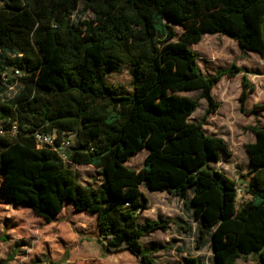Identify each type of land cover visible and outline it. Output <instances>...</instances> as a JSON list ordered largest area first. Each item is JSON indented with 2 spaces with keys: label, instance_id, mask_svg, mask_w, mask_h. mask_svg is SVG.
Returning <instances> with one entry per match:
<instances>
[{
  "label": "trees",
  "instance_id": "1",
  "mask_svg": "<svg viewBox=\"0 0 264 264\" xmlns=\"http://www.w3.org/2000/svg\"><path fill=\"white\" fill-rule=\"evenodd\" d=\"M80 8L93 18L72 19ZM173 25L184 29L177 50L166 48L177 36ZM218 34L264 59V0H0V85L6 77L0 98L14 86L7 68L21 72L13 98L0 99L3 195L47 222L69 201L76 212L96 214L97 241L105 252L127 251L139 264H157L141 239L166 231L169 223L139 225L148 203L141 187L165 192L201 216L199 242L210 233L215 264L249 256L264 264V129L250 128L255 139L245 145L252 167L248 200L237 208L236 184L210 166L228 152L222 139L206 135L201 126L172 134L150 123L161 112L155 97L174 88L178 74L185 72L184 86L201 88V98L212 105L214 84L239 72L232 66L201 76L196 53L187 46ZM121 64L130 66L131 93L115 94L106 85ZM249 89L243 78L241 102ZM168 99L162 107L170 114L165 122H172L176 109ZM36 132L56 133V145L68 141L66 160L98 169L105 193L80 183L51 146L38 148ZM192 137L200 139L203 161L189 167L197 155L189 151ZM143 149L148 150L143 168L126 167ZM185 264L199 262L189 258Z\"/></svg>",
  "mask_w": 264,
  "mask_h": 264
},
{
  "label": "rangeland",
  "instance_id": "2",
  "mask_svg": "<svg viewBox=\"0 0 264 264\" xmlns=\"http://www.w3.org/2000/svg\"><path fill=\"white\" fill-rule=\"evenodd\" d=\"M79 18L91 20L93 16L80 8L72 16L75 20ZM172 27L177 36L166 43V48L177 50L182 47L178 37L184 29L180 25ZM187 48L196 53L197 67L203 79L232 66L238 68L239 72L232 77L223 76L214 84L212 105L201 98V88L184 86L185 72L178 74L174 77L176 86L166 87L165 96L155 97L154 104L161 112L157 116L150 114L151 127H162L172 134H178L201 126L206 135L222 139L228 146V152L221 153L219 161L210 162V166L240 189V195L236 197L239 208L248 200L246 185L252 167L245 145L255 139L250 128L264 129V59L254 52L242 51L236 41L219 34L205 35L198 44ZM6 57L13 59L12 55ZM175 69L178 70L177 67ZM6 73L14 86L7 89L0 99L10 101L20 85L18 79L21 75L15 74L11 68H7ZM243 78L248 81L250 89L247 99L241 102ZM105 82L115 94L131 93L130 66L119 65L108 74ZM5 83V78H2L0 86L3 87ZM168 98L176 112L171 114L173 121L167 123L165 120L170 114L164 113L162 103ZM148 100L151 106L152 97ZM182 117L185 119L182 120ZM199 142L200 139L197 142L190 138L189 151L197 155L191 158L189 167L203 161ZM70 147L58 152L63 155L70 151ZM147 154L148 150L143 149L138 156H130L125 166L139 171L144 166ZM64 162L76 173L80 183L102 189L105 193L106 182L98 169L69 164L67 160ZM141 190L148 203L139 212V225L157 220L169 223L166 231L145 234L141 239L142 246L152 253L156 263L185 264L187 259L195 258L199 264H215L210 233L202 243L199 242L201 216L176 196L149 192L144 187ZM97 237L96 214L76 212L72 204L66 201L59 216L47 222L37 217L25 204H13L3 195L0 182V264H139L137 258L127 251L105 252ZM236 264H258V261L256 257L249 256L239 259Z\"/></svg>",
  "mask_w": 264,
  "mask_h": 264
},
{
  "label": "built area",
  "instance_id": "3",
  "mask_svg": "<svg viewBox=\"0 0 264 264\" xmlns=\"http://www.w3.org/2000/svg\"><path fill=\"white\" fill-rule=\"evenodd\" d=\"M15 74L21 75L20 71L16 70L14 71ZM5 77V76H4ZM6 80V77H5ZM3 128L0 126V134L3 133ZM13 131H15V127H13ZM34 139L36 141V144L38 148L44 147V146H51L60 156L63 160H66L65 153L61 155L58 151L59 149H65L69 147L70 143L68 141H63L59 145H56L55 139H57L56 133H43V132H36L34 134ZM238 192H240V189H237Z\"/></svg>",
  "mask_w": 264,
  "mask_h": 264
},
{
  "label": "crops",
  "instance_id": "4",
  "mask_svg": "<svg viewBox=\"0 0 264 264\" xmlns=\"http://www.w3.org/2000/svg\"><path fill=\"white\" fill-rule=\"evenodd\" d=\"M248 180H249V179H247V181H248ZM239 195H240V192L237 191V193H236V197L239 196ZM67 202H69V201H67Z\"/></svg>",
  "mask_w": 264,
  "mask_h": 264
}]
</instances>
